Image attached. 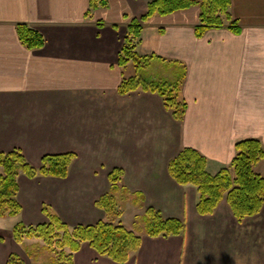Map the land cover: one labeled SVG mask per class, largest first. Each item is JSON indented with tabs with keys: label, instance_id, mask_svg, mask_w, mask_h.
Listing matches in <instances>:
<instances>
[{
	"label": "crops",
	"instance_id": "1",
	"mask_svg": "<svg viewBox=\"0 0 264 264\" xmlns=\"http://www.w3.org/2000/svg\"><path fill=\"white\" fill-rule=\"evenodd\" d=\"M104 1L92 10L90 0H0V153L20 150L35 167L44 155L76 156L66 179L18 178L20 223H45V206L68 226L106 221L95 202L109 190L107 174L119 168L127 193L117 196L116 221L141 244L125 264H264V207L239 223L223 199L200 216L196 189L179 186L167 171L184 148L198 151L211 174L230 165L238 142L254 139L264 150V0H230L238 35L224 27L197 39L198 7L144 24L137 55L164 60L149 66L161 65L163 75L185 69L181 122L158 95L117 92L123 79L139 74L130 63L118 66L129 21L153 0ZM18 24L38 31L43 47L25 49ZM262 165L253 168L261 177ZM150 207L182 222L184 233L149 237L142 217ZM127 210L131 222L142 220L141 232L124 225ZM0 237V264H41L37 259L47 252L35 238L17 244L12 234ZM72 258L73 264H119L87 244Z\"/></svg>",
	"mask_w": 264,
	"mask_h": 264
},
{
	"label": "trees",
	"instance_id": "2",
	"mask_svg": "<svg viewBox=\"0 0 264 264\" xmlns=\"http://www.w3.org/2000/svg\"><path fill=\"white\" fill-rule=\"evenodd\" d=\"M104 0H90V9L105 7ZM191 7L200 9L199 24L194 28L195 37L201 39L213 29L227 27L234 35L241 32L238 21L230 15V0H153L146 7L147 11L139 19H131L127 28L118 66L132 64L137 73L148 68L157 56H138L136 48L140 42L144 24L154 15L165 16ZM17 36L25 49L38 50L44 45V38L38 31L26 24H18ZM185 69L174 70V80H152L138 75L123 79L117 92L120 96L133 91L148 92L158 95L167 113L181 122L185 115L186 103L181 99V86L185 80ZM235 155L227 168L216 174L206 170L207 160L195 149L184 148L168 164L167 171L171 179L179 186H192L199 194L196 211L200 216H209L225 199L231 213L241 223L245 218L254 217L264 207V179L254 171V166L264 160V150L257 140H243L236 143ZM73 153L44 155L39 167L29 165L21 151L13 150L0 153V219L17 217L21 205L17 200L18 177L32 180L35 177L66 179L70 164L75 160ZM109 190L95 202L97 209L104 211L106 221H99L92 226H68L47 206L41 212L46 217L45 223L26 226L14 225L12 237L17 244L24 239H38L43 248L52 255L50 264H73V254L87 244L99 257H107L115 263L125 264L129 255L140 248V238L126 230L117 222L121 217L118 209L119 199L126 198L127 190L121 186L123 171L113 168L108 174ZM139 198H143L140 194ZM142 220L149 237H168L184 233V224L177 219H165L154 208H148ZM3 238L0 237V241ZM13 262V259L10 260Z\"/></svg>",
	"mask_w": 264,
	"mask_h": 264
},
{
	"label": "rangeland",
	"instance_id": "3",
	"mask_svg": "<svg viewBox=\"0 0 264 264\" xmlns=\"http://www.w3.org/2000/svg\"><path fill=\"white\" fill-rule=\"evenodd\" d=\"M163 73L165 74L164 68L158 64L152 68L148 67V68H145L144 70L140 71L139 77H142L144 79L145 78H151L154 81H156V80H167V81L171 80L172 81L175 79L174 75H171V73H173V72L169 71L166 75H163ZM263 166L264 165H262L261 168H264ZM256 171H257V169H256ZM262 172H263L262 177L264 178V170ZM20 176H22V175H20ZM130 214H132V212L130 210H127L125 217L123 219L124 225L127 228L129 227V228L133 229L137 233L141 232L143 229L142 228L143 227L142 220L137 219V222L136 221L131 222L129 219L131 217ZM17 217H10V219H0V233H2L3 235H8V234L11 235L14 225H16L22 221L21 217L20 218L19 217L17 218ZM20 224H22V223H20ZM26 226H29V225H26ZM21 249H24V248L21 247ZM24 250L27 251L26 249H24ZM37 260L41 264H50L53 261L52 256L48 251L46 253H44L43 255H41L40 258Z\"/></svg>",
	"mask_w": 264,
	"mask_h": 264
}]
</instances>
